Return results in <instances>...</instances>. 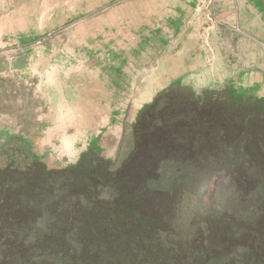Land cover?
Here are the masks:
<instances>
[{"label":"trees","instance_id":"1","mask_svg":"<svg viewBox=\"0 0 264 264\" xmlns=\"http://www.w3.org/2000/svg\"><path fill=\"white\" fill-rule=\"evenodd\" d=\"M132 140L121 161L91 146L63 169L1 167L0 264H90L107 250L128 264H264V96L172 84L138 111Z\"/></svg>","mask_w":264,"mask_h":264},{"label":"crops","instance_id":"2","mask_svg":"<svg viewBox=\"0 0 264 264\" xmlns=\"http://www.w3.org/2000/svg\"><path fill=\"white\" fill-rule=\"evenodd\" d=\"M195 4L198 7L212 6L210 13L215 17L236 25L247 36L260 38V23L264 24V0H0V75L7 72L9 44L45 36L48 30H52L54 23L74 20V14L82 13L80 19L83 22L130 21L136 23L139 29L142 26L145 28L147 23H194L201 14L197 12ZM100 10L101 14L93 16ZM84 34L83 37H104L99 29L91 35ZM64 49L60 46H48L40 49L42 51L30 49L32 51L29 50L27 56H18L13 65L19 75L40 77L46 81L50 73L45 67L50 60L62 67L71 60L62 56ZM47 53L57 56L50 59L44 56ZM73 58H76L73 59L75 65L68 69L74 71L70 82L72 87L66 95V88L69 87L63 80L58 83L61 89L58 90L56 103L50 96L47 100H41L40 87L50 85L48 81H38L34 85L37 89L30 95L19 88L22 85L20 82L1 79L0 76V137L5 143L18 142L29 151L30 159H38L54 170L77 163L91 146H97L103 157L112 160L124 159L131 149L122 154L124 129L120 123H114L117 116L114 115L113 93L106 97L104 75L99 73V68L95 75L94 69H88V64L82 67V57ZM170 61L165 59L158 64L157 68L161 70L152 75L168 70L167 75L142 107L172 84L192 85L185 77L179 80L185 74L176 73L179 67L169 64ZM29 62L32 64H27ZM179 63L181 69L194 66H186L185 61ZM59 69L60 78L64 79L65 70ZM132 97H136V94Z\"/></svg>","mask_w":264,"mask_h":264},{"label":"rangeland","instance_id":"3","mask_svg":"<svg viewBox=\"0 0 264 264\" xmlns=\"http://www.w3.org/2000/svg\"><path fill=\"white\" fill-rule=\"evenodd\" d=\"M196 4L197 12L201 13L200 18L195 19L198 22L189 24L187 22L147 23L145 28L142 26L139 29L136 23L130 21L101 23L90 20L83 22L80 19L83 17L82 13L74 14V20L54 23L52 30H48L45 36L28 38L23 42H17L18 44H9L7 46V48L10 47L7 56L9 64L7 72L0 75L1 79L20 82L22 85L19 88L25 91V94L32 95L33 90L37 89L34 85L44 79L29 78L28 75L25 76L26 74L19 75L20 73L13 65L15 59L18 56H27L26 53L30 49L43 50L48 46L65 47L62 56L71 58V60L64 67L50 60L45 67V70L50 73L48 80L46 79L50 85L40 87L41 100L45 98L47 100L50 96L52 101H55L59 94L58 90L61 89L58 83L63 80L66 87H69L66 88V95L72 87L70 82L74 71L71 72L68 69L75 65L73 59L76 58L73 57H82L84 59L82 67L88 64V69L92 71L94 69L95 75L97 68H99V73L104 75L106 97L113 93L114 115L117 116L114 118V123L123 125L121 150L122 154H125L133 145V124L143 104L141 102L136 106V97H130L136 94V88L142 86L146 78L150 80L148 76L161 70L157 68L161 60L171 59L169 64L179 67L175 69V72L185 74L179 80L185 77L192 83L189 87L197 92L215 86L211 90L229 89L243 96L259 98L264 96L263 22L260 23V38L247 36L236 25H230L224 19L211 14L212 6L199 5L198 7ZM101 13L100 10L92 15L97 17ZM98 29L104 33V37L82 36L83 32L91 35ZM74 31L77 32L74 33ZM44 56L51 59L57 54L47 53ZM180 61H185L186 66L187 64L194 66L181 69ZM59 68L65 70L64 79L60 78ZM167 72L168 70H164L165 76ZM41 104L43 105L44 102L41 101ZM28 159H30L29 151L21 144L16 141L5 143L0 137V168L8 162L22 163ZM228 186L229 181L226 177L208 181L202 196V204L207 206L215 201L219 192ZM197 207L193 202L189 205L185 202L182 212L188 215ZM165 255L161 253L154 256V259L160 262L159 264H171L170 259L175 255ZM176 257L179 256L176 255ZM128 262H130L129 259L124 255L120 256L119 252L107 250L102 253V259L99 262L94 261L90 264H128Z\"/></svg>","mask_w":264,"mask_h":264},{"label":"bare ground","instance_id":"4","mask_svg":"<svg viewBox=\"0 0 264 264\" xmlns=\"http://www.w3.org/2000/svg\"><path fill=\"white\" fill-rule=\"evenodd\" d=\"M149 79L150 80H146L145 83L143 82L142 86H139L138 88H136V91H135L136 92L135 102L137 103L136 106L140 104L141 102L149 100L152 92L164 82L165 73L163 71L158 75H151Z\"/></svg>","mask_w":264,"mask_h":264}]
</instances>
